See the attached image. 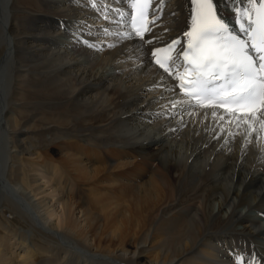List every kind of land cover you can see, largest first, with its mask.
<instances>
[{
    "label": "bare ground",
    "instance_id": "obj_1",
    "mask_svg": "<svg viewBox=\"0 0 264 264\" xmlns=\"http://www.w3.org/2000/svg\"><path fill=\"white\" fill-rule=\"evenodd\" d=\"M126 2L0 0V264H264V109L197 106L153 63L192 0L144 38Z\"/></svg>",
    "mask_w": 264,
    "mask_h": 264
},
{
    "label": "snow or ice",
    "instance_id": "obj_2",
    "mask_svg": "<svg viewBox=\"0 0 264 264\" xmlns=\"http://www.w3.org/2000/svg\"><path fill=\"white\" fill-rule=\"evenodd\" d=\"M150 2L151 0H136L133 5L141 21L144 19V9ZM192 2L196 5L195 18L192 30L186 35L190 38L188 47L193 51V56L190 58L188 53H184V58L189 60L190 64H194L197 71L195 81V92L199 93L197 100L203 103L202 97L209 91L208 81L200 79L203 75L200 69L211 66L218 70L217 78H226L232 85L231 90L224 93L231 99L222 101L220 106L231 103L236 107L230 108L229 111H245L254 119H259L256 113L264 108V54H262L264 53V0H260L259 6L256 0H250L251 11L246 10L241 13L248 18L246 21L248 27L241 23V30L250 32L251 46L257 53L260 63L249 54L248 42L230 34L228 24L218 15V5L214 0H192ZM253 15L254 19H252ZM137 34L143 33L137 29ZM156 63L168 70L159 59ZM180 79L183 80V77ZM185 91L187 93V89ZM259 122L260 127L264 129V119H259Z\"/></svg>",
    "mask_w": 264,
    "mask_h": 264
},
{
    "label": "rangeland",
    "instance_id": "obj_3",
    "mask_svg": "<svg viewBox=\"0 0 264 264\" xmlns=\"http://www.w3.org/2000/svg\"><path fill=\"white\" fill-rule=\"evenodd\" d=\"M98 19H99V18H97V21H98ZM79 20H80V19H79ZM95 21H96V19H95ZM95 21L93 22V24L95 23ZM95 25H96V24H95ZM61 38L64 39V40L69 39V37H68V38H65V35H61ZM29 158H31V157L29 156ZM3 216H4L6 219L12 221V224H16V225H24V224H21L22 222H21L20 220H18L17 218H14L13 215H12L7 209L5 210ZM2 218H3V217H2ZM3 219H4V218H3ZM6 240H7V239H6ZM43 259H44V258H43ZM40 260H42V259H40Z\"/></svg>",
    "mask_w": 264,
    "mask_h": 264
}]
</instances>
